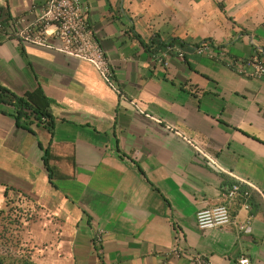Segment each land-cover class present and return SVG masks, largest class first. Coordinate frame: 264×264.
<instances>
[{
    "label": "crops",
    "instance_id": "1",
    "mask_svg": "<svg viewBox=\"0 0 264 264\" xmlns=\"http://www.w3.org/2000/svg\"><path fill=\"white\" fill-rule=\"evenodd\" d=\"M44 2L0 0V220L20 255L264 264V72L233 63L264 65V0H79L120 93L89 62L18 39ZM37 88L52 131L5 100ZM224 203L227 225L198 228V210Z\"/></svg>",
    "mask_w": 264,
    "mask_h": 264
},
{
    "label": "built area",
    "instance_id": "2",
    "mask_svg": "<svg viewBox=\"0 0 264 264\" xmlns=\"http://www.w3.org/2000/svg\"><path fill=\"white\" fill-rule=\"evenodd\" d=\"M1 27V25H0ZM52 27V35L59 41L58 46H53L48 41L49 28ZM16 35L23 42L33 43L39 46L54 48L56 51L73 56L89 62L99 73L104 82L111 87L116 93H120L119 87L116 85L112 77L110 61L104 51L100 41L94 36L88 27L86 20V9L79 0H45L43 8L36 20L30 24L20 28ZM207 45L202 44L196 47L198 52L207 50ZM171 48H168V51ZM178 51V55L182 57L183 52ZM156 60L165 64L167 51L158 54ZM239 72H245L246 66H251L254 70L253 75L259 77L264 72L263 63L256 57L247 61L233 62ZM173 129V128H170ZM177 134L183 137L182 133L175 130ZM194 149L201 154L204 159L217 168L221 169L218 163L198 145L191 140L186 139ZM222 170V169H221ZM224 171V170H223ZM242 182H249L237 178ZM254 187L253 185H251ZM256 188V187H254ZM238 184H233L227 192V199L232 200L238 193ZM247 194L246 192L244 193ZM195 222L198 228L206 229L212 227H223L230 222V214L227 204H217L212 207L202 208L195 213ZM177 235L181 232L177 230ZM100 239L97 236V241ZM173 252L179 254L178 248H173ZM183 254V252H181ZM187 256L192 264H208L198 254H190ZM239 264H248L247 258H240Z\"/></svg>",
    "mask_w": 264,
    "mask_h": 264
},
{
    "label": "trees",
    "instance_id": "3",
    "mask_svg": "<svg viewBox=\"0 0 264 264\" xmlns=\"http://www.w3.org/2000/svg\"><path fill=\"white\" fill-rule=\"evenodd\" d=\"M0 92H4V90L0 89ZM6 94H8L6 92ZM40 89H34L32 91L26 92L23 96H16L13 94H8L5 100L10 102L15 108V116L17 122L25 120H36L38 123L46 126L50 131H52L53 120L52 116L49 112L47 105L45 104V100L40 96ZM44 102V105H39L37 99H40ZM47 158L45 156V165L49 170L50 167L47 164ZM10 253H0V264H35L34 262L28 260V258L22 256L20 258L14 257L12 260L10 259ZM8 258L10 260H8Z\"/></svg>",
    "mask_w": 264,
    "mask_h": 264
},
{
    "label": "rangeland",
    "instance_id": "4",
    "mask_svg": "<svg viewBox=\"0 0 264 264\" xmlns=\"http://www.w3.org/2000/svg\"><path fill=\"white\" fill-rule=\"evenodd\" d=\"M8 227V228H7ZM9 226H4L3 220H0V253H10V259L12 260L14 257L20 258L22 257L20 248L16 240H13L11 235L6 234L10 230ZM8 258V260H10Z\"/></svg>",
    "mask_w": 264,
    "mask_h": 264
}]
</instances>
